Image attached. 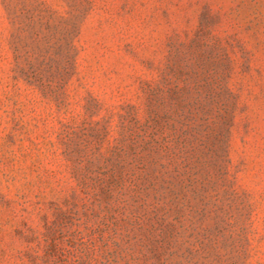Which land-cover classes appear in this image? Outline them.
<instances>
[{"label":"rangeland","instance_id":"rangeland-1","mask_svg":"<svg viewBox=\"0 0 264 264\" xmlns=\"http://www.w3.org/2000/svg\"><path fill=\"white\" fill-rule=\"evenodd\" d=\"M0 264H264V0H0Z\"/></svg>","mask_w":264,"mask_h":264}]
</instances>
